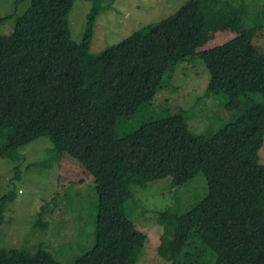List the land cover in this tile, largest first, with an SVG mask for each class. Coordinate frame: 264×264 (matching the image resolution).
Masks as SVG:
<instances>
[{
    "label": "trees",
    "instance_id": "obj_1",
    "mask_svg": "<svg viewBox=\"0 0 264 264\" xmlns=\"http://www.w3.org/2000/svg\"><path fill=\"white\" fill-rule=\"evenodd\" d=\"M75 1L31 0L12 31L0 33V156L13 158L18 148L47 137L53 160L61 164L60 153L71 155L94 182L95 239L72 264H135L144 256L148 235L126 210L132 186L148 185L122 157L132 148L165 166L173 186L199 173L208 182L206 195L185 213L159 214L161 258L264 264V4L252 10L245 0H187L170 16L93 53L98 13L82 41L74 40L69 14ZM225 30L236 34L206 47ZM197 57L210 72L207 94L223 93L224 107L236 111L212 136L192 132L182 107L170 112L159 105L170 101L165 94L177 66ZM15 198V189L0 197V235ZM45 207L36 224L50 245L42 240L34 253L0 246V264H61L47 245L65 246L70 238L61 230L59 237L58 229L47 232ZM71 244L82 248L78 240Z\"/></svg>",
    "mask_w": 264,
    "mask_h": 264
},
{
    "label": "rangeland",
    "instance_id": "obj_2",
    "mask_svg": "<svg viewBox=\"0 0 264 264\" xmlns=\"http://www.w3.org/2000/svg\"><path fill=\"white\" fill-rule=\"evenodd\" d=\"M30 1L0 0V17L12 15L0 24V33L9 34L12 31L15 18L24 13ZM186 1L76 0L69 14V27L72 38L80 42L86 34L92 14L98 13L90 48L93 53H99L134 31L170 16ZM245 2L252 10L264 4V0ZM235 34L232 30L217 32L206 43V47L222 44ZM256 37L253 39L254 44H257ZM260 42L264 44V37ZM209 77L210 72L201 57L180 63L166 89L165 97H169L170 101L159 100V105L168 106L170 112L182 107L189 129L206 136L214 135L236 115V111L224 107L223 93L207 94ZM122 145L125 149L129 147ZM51 147L47 137H40L18 148L13 158L0 156V197L10 189L16 191L14 202L9 204L4 214L6 221L1 226L0 246L25 248L34 253L42 240L49 244V238L43 231L40 234L36 224L41 206L45 203L42 218L50 225L47 232L58 229L56 234L59 237L62 231L71 243L78 240L79 245L82 244L81 249L78 244L74 246L71 243L60 247L47 245L61 264H72L76 256L87 251L95 239L98 196L92 176L84 165L67 153H60L63 156H59L62 161L59 164L56 157L55 160L50 157L53 156ZM126 150L123 159L137 167L148 181L145 188L132 186L134 199L126 205L128 217L148 235L144 256L135 264H169L156 252L162 233L159 214L168 209L185 213L206 195L207 179L199 173L190 181L173 186L165 166L136 149ZM46 158L51 159L48 164H39ZM259 160L264 163V143L259 151ZM55 194L61 195V199L53 201Z\"/></svg>",
    "mask_w": 264,
    "mask_h": 264
}]
</instances>
